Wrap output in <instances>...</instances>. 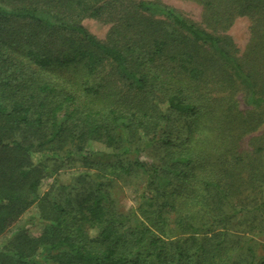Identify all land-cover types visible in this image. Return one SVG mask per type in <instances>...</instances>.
<instances>
[{
    "label": "trees",
    "instance_id": "trees-1",
    "mask_svg": "<svg viewBox=\"0 0 264 264\" xmlns=\"http://www.w3.org/2000/svg\"><path fill=\"white\" fill-rule=\"evenodd\" d=\"M184 1L200 23L161 0H0V237L35 205L44 223L0 264H264V0Z\"/></svg>",
    "mask_w": 264,
    "mask_h": 264
},
{
    "label": "rangeland",
    "instance_id": "rangeland-1",
    "mask_svg": "<svg viewBox=\"0 0 264 264\" xmlns=\"http://www.w3.org/2000/svg\"><path fill=\"white\" fill-rule=\"evenodd\" d=\"M165 4L170 5L171 7H174L175 9L183 12L186 16H188L190 19H193L195 22L200 23L201 22V13L202 10L200 7L184 1V0H161ZM85 27L95 36H97L101 40H107L108 34L110 31V25L103 24L101 22H98L94 19H86L84 21ZM252 23H250L249 19L246 18H238L232 28L230 29L229 33L233 37L235 44L237 47L242 50L247 45L248 40L250 38V26ZM176 120V119H175ZM177 121V120H176ZM181 139L178 140V143H180L181 140H183V137L180 136ZM88 149L93 157L99 161L102 162H111L114 160L112 156V150L108 148L107 146L103 145L99 142H92L89 144ZM160 154L157 151H151L148 150L146 154L143 155V160L147 162H159ZM85 170V168L81 167V165H76L75 167H66L64 170L60 172V179L64 182L69 181L71 177L81 171ZM53 183L52 179H45L42 182V185L40 187L41 193L46 192L50 185ZM139 188H135L131 184H122L120 182H117L115 185V188L113 190V198L116 199V202L114 205H112V208L115 211H123L127 212L130 211L132 208H135L137 206V198L139 194ZM38 208L37 205L33 206L32 208L28 209L15 223H13L7 231L3 234V236L0 237V246L3 242L7 241L9 238L12 237V235L21 227L25 226L28 229V232L33 237H38L43 230L44 223H42L41 220L38 218ZM97 230L90 231V234L92 236L97 235ZM254 241L252 244L257 249L260 245L263 246L264 239H257L254 238ZM258 250V249H257ZM259 252H262L258 250ZM241 264L244 263L245 258L240 257ZM49 264H56L55 262H51Z\"/></svg>",
    "mask_w": 264,
    "mask_h": 264
}]
</instances>
